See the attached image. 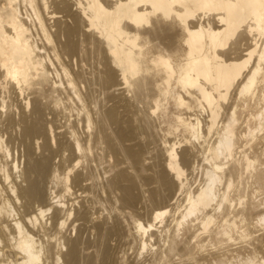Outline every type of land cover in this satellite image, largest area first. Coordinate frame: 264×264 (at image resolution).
I'll return each mask as SVG.
<instances>
[{"label":"bare ground","instance_id":"6f19581e","mask_svg":"<svg viewBox=\"0 0 264 264\" xmlns=\"http://www.w3.org/2000/svg\"><path fill=\"white\" fill-rule=\"evenodd\" d=\"M262 193L264 0H0V264H264Z\"/></svg>","mask_w":264,"mask_h":264},{"label":"rangeland","instance_id":"374dc122","mask_svg":"<svg viewBox=\"0 0 264 264\" xmlns=\"http://www.w3.org/2000/svg\"><path fill=\"white\" fill-rule=\"evenodd\" d=\"M263 196H264V193H262V197H263ZM262 231H263V230H262ZM127 249H128V248H126V250H127ZM126 250L124 249L121 253L125 252ZM129 251L131 252L130 248L126 251V252H127V253H126V256H129V254H130ZM128 252H129V253H128ZM146 254H148V257L150 256L148 252H145V255H146ZM132 255H133V256L135 255V254H133V251H132L131 255H130L129 257H127V260H128V258H129V260H130V257H132ZM145 255H143V256H145ZM143 256H141V257H143ZM146 256H147V255H146ZM146 256H145V257H146ZM129 260H128V261H129Z\"/></svg>","mask_w":264,"mask_h":264}]
</instances>
